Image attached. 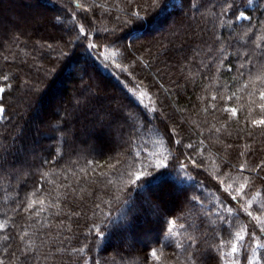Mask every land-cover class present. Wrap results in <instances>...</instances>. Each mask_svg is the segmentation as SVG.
Returning <instances> with one entry per match:
<instances>
[{
  "label": "trees",
  "instance_id": "1",
  "mask_svg": "<svg viewBox=\"0 0 264 264\" xmlns=\"http://www.w3.org/2000/svg\"><path fill=\"white\" fill-rule=\"evenodd\" d=\"M80 2L87 10L93 0ZM95 2L104 7L87 11L89 20L93 22L89 30V39L97 38L98 33L101 45L106 36L108 40L116 41L109 49L110 59L104 61L102 65L99 61L94 63L89 59V53L83 47L75 46L73 38L76 32L71 31L74 24L71 13L77 11L75 0L3 2L4 6H7L5 12L15 18H23L20 26L12 28L13 30L0 27V86H6V83L12 85L6 93L0 94L4 97L5 104V113L3 118H0V144L9 148L7 155L13 161L6 169H0V223L7 225L6 229L0 230V259L4 260V264H22L23 261L19 252H16L19 259L5 254L6 246L9 252L16 251L17 247L21 249L25 246L33 247L36 250L35 255L39 257L38 264H83L84 259H87L89 264H142L141 237L156 230L153 217L148 214L150 209L147 204L140 202L138 191L133 190L131 186L119 194V199H114L115 190L104 188V178L99 177L100 170L93 174L101 181L100 183L92 184L87 178L82 177L79 188L84 189V192L80 193L84 196L83 201L77 196L74 201L61 204L64 212L68 209L81 212L79 217H73L71 221L64 217L66 223L72 225L71 233L58 227L61 217L53 218L49 215V211L55 212L56 209L42 212L39 218H30L29 213L17 207L19 201L24 200L25 194L40 180L41 172L49 173L48 181L61 184L63 175H68L74 180L75 177H72L71 173L79 175V167H84L86 160L95 158L103 164L109 156L127 151L116 124L112 125L110 131V135L116 139L115 148H110L104 143L99 118L118 105L127 104L126 93L129 90L137 96L140 92L146 93L142 105H154L157 109L156 113H152L149 108L148 116L151 123L139 129V136L136 139V143L141 148L146 147L148 151H160L157 141L165 126L170 128L179 125L186 143L189 139L195 142L198 138H204L198 136L197 125L205 129L207 137L208 125L215 123L216 127H220L224 120L218 112L215 113V120L211 113L206 115L202 109L207 106V100L200 99L202 96H208L210 99L212 92L210 88L208 93H205L200 85L207 83L202 79L204 71H207L209 76L215 72L214 68L203 69L201 64V61L205 64L209 62L207 54L209 46L213 49L220 47L214 37L222 38L227 54L234 53L236 48L244 43L239 36L242 35L246 22H236L241 25L240 27L235 25L231 28L221 27L219 20L213 15V5L218 12L223 0H191L192 4L198 6L204 4L203 7H191L188 0H168L171 6L167 12L157 17L149 27H140L143 22L140 18L151 21L165 0H95ZM257 2L264 3V0ZM154 4L155 7L152 6ZM39 5L45 12L44 23L29 26L26 23L30 16L27 6ZM85 10L78 12V16H83ZM240 10L243 11V7ZM136 12H139L140 18L134 15ZM248 14L253 16V23L256 18L264 19V14L260 11ZM56 16H60L61 20H56ZM0 18L9 22L6 15L0 14ZM15 24L11 22V26ZM105 28H114L116 31L106 33ZM155 28L159 31H155ZM129 32L138 39L134 41L125 39ZM116 37L120 39L116 40ZM69 41L73 43L69 44ZM112 51H119L122 55L112 57ZM61 52L64 55H61ZM213 54L219 55L217 52ZM116 64L125 70L117 68ZM72 66L79 67V73L70 74ZM67 72L69 74L66 77ZM5 75L9 77L8 82L2 80ZM81 78L88 82V85L85 84L90 91L88 96L78 94L79 89L75 92L76 85H81L87 90ZM58 89L64 95L63 104L53 101L55 91ZM73 89L74 94L71 95L70 91ZM245 99L246 97L241 101L233 100L230 104L239 109ZM44 103H47L45 105L47 107L42 108ZM106 103H110L108 108L105 107ZM66 108L75 109L71 116ZM178 108L184 111H177ZM154 115L156 118L152 119ZM57 118L59 121L67 120L68 129L64 139L68 141V137H72L77 151L75 154H66L58 166L44 165L40 168L38 166L41 158L47 156L49 148L54 151L58 143L57 140L48 138L53 135L52 129L57 126ZM205 120L208 121V125L203 123ZM31 121L36 122V128L31 126ZM247 131H251L252 136H247ZM229 132L231 136L228 135ZM55 135L59 137L60 133ZM35 136H41L43 141L41 145H30ZM93 141L96 142L95 146H91ZM60 143L63 149V142ZM206 144L208 151L205 152V156L211 154L217 164L222 160L235 164L246 159L249 166H254L264 160V128L238 131V126L233 122L218 139L216 136L210 140L206 139ZM97 145L103 147V152ZM226 145L233 146L226 149ZM249 149V155L244 158L238 157L240 151ZM103 171H107L106 166ZM232 171L235 174V171ZM22 173L32 174L22 177ZM192 174L196 175L195 172ZM197 179L204 180L209 186L216 183L207 173H202ZM53 186L52 183L46 185L49 189ZM89 191H94L97 196L111 201L110 204H101L103 212H97L95 217L92 211L93 202L87 196ZM39 198L41 197H37ZM133 202L140 209L139 214L133 211ZM210 207L211 204L207 201L205 208L185 206L183 211L186 217L180 222L197 223L203 227L197 217H202ZM175 211L179 214L181 210L177 208ZM244 219L242 216V223ZM93 222L105 231L107 239L97 237L95 230L89 234L88 229ZM129 222L130 227L125 235L116 233L112 228L114 223ZM110 230L113 234L108 235ZM24 232H27L28 236L24 241H20L19 235ZM6 234H11L13 239L5 242ZM127 234L131 236L129 246H126L123 240ZM190 234L199 235L198 232L193 233L191 230ZM167 243L170 246L162 249L157 246L163 253L161 264H187L185 252L175 248L172 238H169ZM81 247H85L83 253L72 251L73 248ZM29 264H37V261L30 259ZM201 264H216V261L205 259Z\"/></svg>",
  "mask_w": 264,
  "mask_h": 264
},
{
  "label": "snow or ice",
  "instance_id": "2",
  "mask_svg": "<svg viewBox=\"0 0 264 264\" xmlns=\"http://www.w3.org/2000/svg\"><path fill=\"white\" fill-rule=\"evenodd\" d=\"M188 3L191 7L205 6L204 4L199 6L192 4L191 0H188ZM75 5L77 11L71 13L74 21L71 31L76 32L73 38L75 46L83 47L89 53V59H92L94 63L99 61L102 65L104 61L110 59L109 49L115 45L116 41L108 40L106 36L101 45L98 33L97 38L89 39V30L93 22L89 20L87 11L92 8H102L104 5L96 3L95 0L87 10L80 0H75ZM170 6L168 0H165L151 21L140 18L139 12L134 15L142 19L140 27H149L157 17L167 12ZM215 7L213 5V15L219 20L221 27L231 28L233 25L240 27L241 25L236 22H246L243 25L244 31L239 36L244 43L240 44L234 53L227 54L222 38L215 36V42L219 43L220 47L213 49L209 46L207 49L209 62L205 64L201 61L203 69H215L211 76L207 71L202 74V79L207 81L200 85L202 90L208 93V90L212 89L210 99L208 96L200 97L202 101L207 100V106L202 110L206 115L211 113L214 120L216 119L215 113H220L224 117L220 127H216L215 123L208 125V121L205 120L203 123L208 125L207 137H205V129L197 125L198 136L204 138H198L195 142L189 139L185 143V137L181 135L179 125L170 128L165 126L157 141L160 151H148L146 147L141 148L136 143V139L139 136V129L151 123L148 116L149 108L152 113H156L157 109L154 105H142V99L146 93L141 92L137 96L129 90L126 93L127 104H120L99 118L104 143L108 142L110 129L113 124H116L127 151L118 153L116 156H109L103 164L95 158L86 160L85 166L79 167V175L75 172L71 173V176L75 177L74 180L68 175H63L61 184L48 181L49 173L41 172L40 180L33 185L30 192L25 194V199L19 201L17 207L29 213L30 218H39L42 212L56 209L55 212L49 211V215L53 218L61 217L58 227L71 233L72 225L66 223L64 217L71 221L73 217H79L81 212H73L71 209L64 212L61 204L70 200L74 201L77 196L80 201H83L84 196L80 193H83L84 189L79 188L82 177L87 178L92 184L100 183L101 181L93 175L100 170L99 177L104 178V188L115 190L114 199H119V194L131 186L133 190L138 191L140 202L147 204L150 209L156 230L141 237L142 264H153V262L161 264L163 253L158 250L157 246L159 249L170 246L167 243L169 238L174 241L176 249L185 252L187 264H201L205 259L215 260L216 264H264V198H262L264 197V160L254 166H249L246 159L235 164L222 160L220 164H217L211 154L205 156V152L208 151L206 139L210 140L213 136L218 139L219 135L226 131L233 122L238 126V131L264 128V19L256 18L253 23V16L248 14L256 11L264 14V3H258L257 0H239V2L238 0H223L218 12L215 11ZM241 7L243 11L240 10ZM81 10H85L84 15L78 16ZM55 19L59 21L61 17L56 16ZM104 31L114 33L116 29L105 28ZM124 38L130 41L138 39L132 36L131 32ZM119 39L120 37H116V40ZM72 43L73 41H69V44ZM214 52L219 55H214ZM61 55L64 53L61 52ZM120 55L122 53L119 51L111 52L112 57ZM115 66L121 68L119 64ZM121 70L125 69L121 68ZM2 80L8 82L9 77L5 75ZM11 87L10 83L0 86V94L6 93V90ZM243 97L246 99L241 108L231 106V101H241ZM177 111L183 112L184 110L178 108ZM4 113V97L0 95V118H3ZM155 118L154 115L152 119ZM67 129V120L59 121L57 118V126L52 129L53 135L48 138L57 140L58 143L54 151L49 148L47 156L41 158L38 167L58 166L66 154L76 153L75 141L73 140L70 144L67 139H64ZM55 133H60V136H56ZM246 134L249 137L252 136L251 131H247ZM21 135H23V130H21ZM228 135L231 136V133L229 132ZM60 141L63 142V149ZM232 146L226 145V149ZM97 148L103 152V147L97 145ZM7 153H9V148L0 144V169H6L13 164ZM249 154L250 149L240 151L238 157L244 158ZM105 166L107 171H103ZM224 169H229V171H224ZM193 172L196 175H193ZM202 173H207L216 183L209 186L204 180L197 179ZM31 174L22 173V177ZM48 183H52L53 188L46 187ZM128 195L131 200V193L129 192ZM87 196L93 202L94 217L97 212H103L101 204L111 203L110 200L97 196L94 191H89ZM37 197L41 198L37 199ZM97 200L100 202L96 203ZM206 201L211 204V207L203 213L202 217H197L203 227L197 223L180 222L186 217L183 211L185 206L205 208ZM177 208L181 210L179 214L175 211ZM133 211L136 214L140 212L135 202H133ZM242 216L245 218L243 223L241 222ZM129 227L130 222L112 224V228L120 235H125ZM6 228V224L0 223V230ZM93 230L97 237L107 239L105 231L95 222L89 227V234ZM190 230L193 233L198 232L199 235L190 234ZM111 234L113 233L110 230L108 235ZM27 236L28 233L24 232L19 235V240L24 241ZM69 238L65 237V239ZM11 239H13L11 234L4 236L5 242ZM85 247L73 248L72 251L83 253ZM4 251L5 254L16 259H19L16 256V252H19L23 257L22 264H29L30 259H35L38 264L39 257L35 255L36 250L31 246H25L23 249L17 247L16 251L12 252H9L6 246ZM213 253L215 255H212ZM0 264H4V260L0 259ZM83 264H89L88 260L84 259Z\"/></svg>",
  "mask_w": 264,
  "mask_h": 264
},
{
  "label": "rangeland",
  "instance_id": "3",
  "mask_svg": "<svg viewBox=\"0 0 264 264\" xmlns=\"http://www.w3.org/2000/svg\"><path fill=\"white\" fill-rule=\"evenodd\" d=\"M3 2H4V0H2V4H0V14L1 15H6L7 16V19H9V22H6V19H2V18H0V27H4V28H8V29H14V27H19L20 25V21L21 20H23V18H15V17H13V16H11V15H9L7 12H5V8L7 7V6H4L5 5V3L3 4ZM40 7H42L41 5H39V6H37V7H30V6H27V8H29L28 10L30 11L29 13H30V16H29V19L26 21V23L29 25V26H33L34 24H41V23H44L43 21V18H44V10H42ZM43 8V7H42ZM50 9V11L52 10V8H49ZM45 11H47V10H45ZM13 21V23L15 22L16 24L15 25H13V26H11V22ZM64 25V24H63ZM12 29V30H13ZM155 31H159V29L158 28H155ZM69 72H70V74H72V73H79V67H75V66H72L71 68H70V70H69ZM69 72H67L66 73V77H67V75L69 74ZM81 81H82V84H84V86L86 87V85L85 84H87L88 82H87V80H85V78H81ZM88 85V84H87ZM74 89H75V92L79 89V91L80 92H78V94H84V95H86V96H88L89 95V90H88V88L86 87V89L87 90H84L83 89V87L81 86V85H76L75 87H74ZM74 89H73V91H70V94L72 95V94H74ZM96 92H98V90L96 91ZM141 93V92H140ZM144 93V92H143ZM88 94V95H87ZM65 100V98H64V95H62V92H61V90L59 91V89L57 90V91H55V94H54V97H53V101H54V103H61V104H63V101ZM48 103V102H47ZM47 103H45V104H47ZM110 106V103H106L105 104V107L106 108H108ZM67 109V112H68V114H70V116H71V113L75 110L74 108H66ZM37 111V110H36ZM38 112V111H37ZM60 112V111H59ZM31 123V126L33 127L34 126V128H36V122H30ZM35 124V125H34ZM98 126V125H97ZM82 129L83 130H85V128H83L82 127ZM110 131H111V129H110ZM111 133V132H110ZM72 137H68V141L69 142H72ZM115 141H116V139L113 137V135H109V137H108V142L107 143H105V144H107L110 148H115V146H116V143H115ZM42 138H41V136H35V138L31 141V143H30V145H32V146H37V145H41L42 144ZM95 146L96 145V142L95 141H93L92 142V144H91V146ZM149 215H151V212H149L148 213ZM142 223H144V222H142ZM145 234H143V236H144ZM123 240L125 241V245L126 246H129V245H131V243H130V240H131V236H129L128 234L126 235V236H124V238H123ZM136 242V241H135Z\"/></svg>",
  "mask_w": 264,
  "mask_h": 264
},
{
  "label": "bare ground",
  "instance_id": "4",
  "mask_svg": "<svg viewBox=\"0 0 264 264\" xmlns=\"http://www.w3.org/2000/svg\"><path fill=\"white\" fill-rule=\"evenodd\" d=\"M49 103L51 102V99L48 101ZM44 106L42 107V108H45V107H47V106H45L46 104L44 103L43 104Z\"/></svg>",
  "mask_w": 264,
  "mask_h": 264
}]
</instances>
